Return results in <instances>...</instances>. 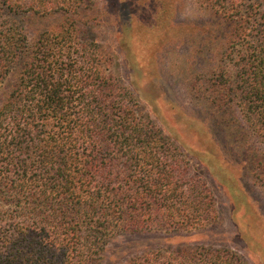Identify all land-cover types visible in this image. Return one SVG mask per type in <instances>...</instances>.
Instances as JSON below:
<instances>
[{"label": "trees", "instance_id": "16d2710c", "mask_svg": "<svg viewBox=\"0 0 264 264\" xmlns=\"http://www.w3.org/2000/svg\"><path fill=\"white\" fill-rule=\"evenodd\" d=\"M92 3L0 0V264H99L116 234L190 239L220 222L208 184L81 34L76 17ZM202 3L221 41L200 31L208 65L194 91L259 140L264 187V0ZM29 18L62 20L30 31ZM139 252L126 264H247L227 248Z\"/></svg>", "mask_w": 264, "mask_h": 264}, {"label": "rangeland", "instance_id": "374dc122", "mask_svg": "<svg viewBox=\"0 0 264 264\" xmlns=\"http://www.w3.org/2000/svg\"><path fill=\"white\" fill-rule=\"evenodd\" d=\"M204 8L202 0H93L76 17L81 34L107 52L113 78L137 93L142 111L180 148L191 173L208 184L220 217L190 239L116 234L99 264H126L141 249L180 245L227 248L247 264H264V187L256 182L252 160L261 144L234 119L230 127L219 122L194 91L208 65L198 50L200 31H210L209 43L221 41L216 20ZM61 20L29 18L27 24L31 31ZM204 48L215 51L214 45Z\"/></svg>", "mask_w": 264, "mask_h": 264}]
</instances>
